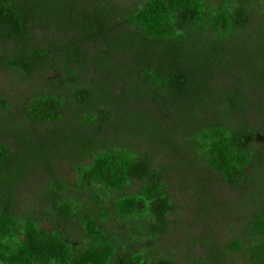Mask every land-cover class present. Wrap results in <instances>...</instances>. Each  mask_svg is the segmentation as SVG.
I'll use <instances>...</instances> for the list:
<instances>
[{"label": "trees", "instance_id": "obj_1", "mask_svg": "<svg viewBox=\"0 0 264 264\" xmlns=\"http://www.w3.org/2000/svg\"><path fill=\"white\" fill-rule=\"evenodd\" d=\"M117 1L0 0V73L16 74L17 92L36 83L17 104L0 90V264H176L135 249L170 228V173L199 193L206 216L219 181L247 189L236 209L248 213V244L210 256L219 264L244 248L248 264H264V107L219 83L231 80L232 46L264 34L254 0ZM117 55L132 83L115 96L91 73ZM139 117L178 137L179 154L137 134ZM64 142L68 153L52 152ZM156 151L170 163L154 165ZM38 172L39 205L24 208L18 192Z\"/></svg>", "mask_w": 264, "mask_h": 264}, {"label": "rangeland", "instance_id": "obj_2", "mask_svg": "<svg viewBox=\"0 0 264 264\" xmlns=\"http://www.w3.org/2000/svg\"><path fill=\"white\" fill-rule=\"evenodd\" d=\"M209 1L214 2L215 0ZM117 2L128 4L130 0ZM252 13L254 26L264 21V0H254ZM229 58L231 80L222 81L220 79L218 82L223 88H226L227 84L228 87L235 85L238 90L248 93L252 105L258 108L264 107V34L262 36L255 34L243 41H237L232 46V54L229 55ZM93 64L94 68L99 65L97 72L92 67L93 79L108 83L115 96L124 91L129 83H132L124 70V61L118 55L112 63L93 61ZM16 77V74L8 70L0 73V90L6 92L7 97L17 104L21 101L24 102L26 96L33 94L32 90L36 88V83H25L17 92L13 89L18 82ZM137 105L139 106V104ZM212 109L210 108L209 111ZM141 111L143 114L145 110ZM173 124L174 122L171 121L165 123L163 127H172ZM131 127L139 135L154 137L158 143H161V147L173 154V157H176V153L179 154L181 143L177 140V136L175 138L167 132L154 129L150 124L145 123L142 117H139ZM67 145L68 143L64 142L62 145L55 146L52 152L66 154L69 150ZM173 162L178 166V160L173 159ZM153 163L154 165H167L170 160L164 153L156 151ZM172 166L174 167L173 164ZM57 169L60 176L65 177L68 181L74 179L72 163L69 161L58 162ZM44 178L43 173L38 172L29 179L28 183H23L18 192V198L24 208L39 205L37 188L42 185ZM166 183L169 184V192L177 206L176 212L169 216L170 228L164 236L154 239L152 248L148 249L146 242L136 243L137 251L147 253L153 262L157 260L158 256H163L176 264L196 261L214 264L210 256L211 248L225 249L230 242L235 240H241L244 247L248 244L244 233V227L249 218L248 213L240 207L236 209L240 200L246 195L247 189H233L223 181H219L215 184L213 196V201L219 207L206 216L203 215L200 206L199 193L191 189L177 173H170L166 178ZM136 189L137 185L133 184L131 190ZM80 198L84 201L87 196L83 194ZM222 261L219 264H248L244 248L227 253Z\"/></svg>", "mask_w": 264, "mask_h": 264}]
</instances>
